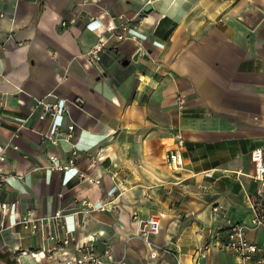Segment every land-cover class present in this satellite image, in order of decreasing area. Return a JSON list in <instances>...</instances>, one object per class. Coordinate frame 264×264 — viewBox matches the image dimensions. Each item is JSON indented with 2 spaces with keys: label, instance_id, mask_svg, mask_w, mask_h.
<instances>
[{
  "label": "crops",
  "instance_id": "obj_1",
  "mask_svg": "<svg viewBox=\"0 0 264 264\" xmlns=\"http://www.w3.org/2000/svg\"><path fill=\"white\" fill-rule=\"evenodd\" d=\"M138 49L148 59L133 61ZM38 100L66 103L55 142ZM178 128L184 164L173 170ZM258 146L264 153V0H0V264H55L89 236L123 264H193L229 223L264 216ZM57 210L66 218L36 234L17 222ZM151 213L156 257L140 235ZM51 235L75 241L49 256ZM246 237L264 253V225ZM202 260L241 264L221 247Z\"/></svg>",
  "mask_w": 264,
  "mask_h": 264
},
{
  "label": "built area",
  "instance_id": "obj_2",
  "mask_svg": "<svg viewBox=\"0 0 264 264\" xmlns=\"http://www.w3.org/2000/svg\"><path fill=\"white\" fill-rule=\"evenodd\" d=\"M63 25L66 22H62ZM113 26H108V30H113ZM119 38L122 37L121 34L117 35ZM104 45L103 40H100L95 44L92 49L87 53L88 57L92 61L98 60L99 51ZM177 103V112L179 115H183L186 111V97L183 93L179 92L176 96ZM35 108H40L39 118H49L51 120V129L48 133L47 138L53 142L56 141L59 134H62L63 131L60 130L57 124V118H59L64 112L67 111V106L64 100H57L54 102H45L43 100L36 101L34 105ZM74 124L68 126L67 136H71V133L74 129ZM175 143L172 148L168 151L167 154V164L173 170L182 168L184 164V147L185 139L181 129H176L174 132ZM17 148V146H14ZM0 159H4L3 156ZM251 159L254 163V174L253 179L261 183L264 182V153L261 146L255 147L251 151ZM70 163L73 164V160H70ZM59 168L58 166H54ZM207 175H210L207 173ZM89 182L94 181L87 177ZM91 210H105V204L99 203L98 205L87 204ZM221 206H216L215 209H218ZM0 209L6 210L7 204L0 202ZM136 213L134 218H136ZM65 214L61 210H57L53 213L46 214L44 216H34L32 213H26L22 215L17 222L23 224L32 234L38 233L43 227L44 223H51L55 221L56 224L63 221L66 218ZM141 228L140 235L143 241L150 249V256H157V246L152 240V236L159 232L160 228V215L157 213H151L146 217L140 219ZM264 225V216L259 213H255L252 218L248 221L241 222H232L229 223L227 228L219 235H217L213 241L206 242L203 245L199 246L193 256V264H211L210 262L203 261L202 259H207L209 257L210 251L213 248L221 247L224 250L234 254L241 262V264H248L251 261H256L258 264H264V253L262 248L254 242H251L246 237V231L248 229L256 228L258 226ZM53 241L52 246H46L43 248L44 252L49 256H55L58 254L57 244H61L64 247L69 246L75 237L73 235H67L62 238H56V236L51 235L49 237ZM94 237L89 236L87 242L82 244L75 243L76 248L78 249V254H68V251L61 253V257L55 264H123V260H116L110 250V248H105L101 252H97L92 248V241ZM26 253V251H23ZM43 254V252H42ZM173 264H183V262L177 257Z\"/></svg>",
  "mask_w": 264,
  "mask_h": 264
},
{
  "label": "water",
  "instance_id": "obj_3",
  "mask_svg": "<svg viewBox=\"0 0 264 264\" xmlns=\"http://www.w3.org/2000/svg\"><path fill=\"white\" fill-rule=\"evenodd\" d=\"M150 8H151V6H147V7L145 8V12H149V11H150ZM140 54H141V50L138 49V50L135 52V54L132 56L131 59H132L133 61H137V60L139 59ZM140 57H143V58H145V59H148L147 54H142V56H140ZM128 62H129V59H126L125 62H123V64H127Z\"/></svg>",
  "mask_w": 264,
  "mask_h": 264
}]
</instances>
